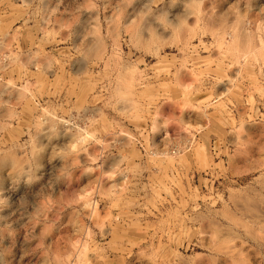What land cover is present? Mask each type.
<instances>
[{
	"label": "rangeland",
	"instance_id": "1",
	"mask_svg": "<svg viewBox=\"0 0 264 264\" xmlns=\"http://www.w3.org/2000/svg\"><path fill=\"white\" fill-rule=\"evenodd\" d=\"M262 181L264 0H0V264H264Z\"/></svg>",
	"mask_w": 264,
	"mask_h": 264
},
{
	"label": "bare ground",
	"instance_id": "2",
	"mask_svg": "<svg viewBox=\"0 0 264 264\" xmlns=\"http://www.w3.org/2000/svg\"><path fill=\"white\" fill-rule=\"evenodd\" d=\"M262 187H264L263 181H262ZM248 232L250 233V231H248ZM222 249L224 250V252L228 256L226 261H228L231 264H239V261H240L239 255L242 253L241 248H239L238 246L227 245L225 247L223 246Z\"/></svg>",
	"mask_w": 264,
	"mask_h": 264
}]
</instances>
